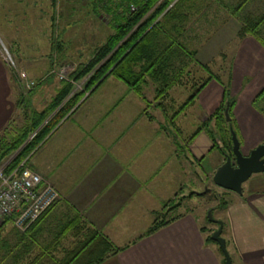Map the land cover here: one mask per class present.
Instances as JSON below:
<instances>
[{
	"label": "crops",
	"instance_id": "1",
	"mask_svg": "<svg viewBox=\"0 0 264 264\" xmlns=\"http://www.w3.org/2000/svg\"><path fill=\"white\" fill-rule=\"evenodd\" d=\"M73 5L72 0H0V46L19 62H41L53 54L57 58L65 45L80 44L77 35L68 31L73 24L66 22ZM54 43L59 51L53 52ZM233 61L230 94L236 104L232 111L241 153L247 155L264 142V119L252 105L264 88V47L246 36ZM44 76L45 81L27 97L28 113L51 105L64 84L56 75ZM104 82L77 98L30 157L31 169L59 191L57 205L73 212H64V218L80 213L113 245L123 248L101 264H222L218 246L205 242L207 233L201 232L200 219L192 213H182L145 235L155 213L164 212V203L180 192L187 160L176 157L175 137L170 143L169 136L145 115L142 99L114 78ZM76 84L41 127L78 92ZM9 86L0 64V132L18 112ZM223 95L214 81L199 92L195 103L202 116L199 120L220 105ZM188 149L190 160L209 157L212 163L216 158L213 173L222 164L205 132ZM259 174L249 185L243 184L242 195L228 204L219 219L226 225L228 239L222 237L232 264H264V174Z\"/></svg>",
	"mask_w": 264,
	"mask_h": 264
},
{
	"label": "trees",
	"instance_id": "2",
	"mask_svg": "<svg viewBox=\"0 0 264 264\" xmlns=\"http://www.w3.org/2000/svg\"><path fill=\"white\" fill-rule=\"evenodd\" d=\"M203 1L205 0H90L92 11L96 16L104 13L109 17L108 23L111 25L113 34L95 49L94 56L88 63L69 75L73 82L86 78L84 88L73 94L67 103L62 105L42 127L41 125L47 117L61 105L73 89L71 83L62 81L64 83L62 88L47 108L40 112L31 111L28 113L25 111L22 125L16 127L9 123L0 132V165L16 151L18 154L10 161L11 166H7V169L15 167L23 160V157L34 153L57 123L74 106L77 98L86 92L95 90L104 76H114L138 94L141 92L142 84L147 82L146 77L157 86L156 93L158 94H164L163 92L171 86L182 85V75L191 63H195L193 62L195 53L186 51L180 38L191 18L200 15ZM211 1L226 8L227 11L240 19L239 38L251 36L264 47V35L261 33L264 26V11L255 15L244 12L245 7L247 8L252 0H238L234 5H226L225 0ZM202 68L209 76L192 90L187 102L181 108L191 107L199 92L212 79L223 86L224 95L221 104L204 121H200V124L188 137L187 151L189 153L188 147L191 141L200 132H205L211 139L213 148H217L223 155L231 150L230 130H233L237 135L236 124L232 116L235 98L230 94L231 79L228 80L227 85H223V81L218 75L212 74L207 66L204 65ZM263 100L264 89L253 100L254 108L261 113H264V109L259 105ZM226 109L228 121L225 117ZM211 121L214 122L218 135L209 129ZM34 132H36L35 135L25 143ZM219 143L222 147L219 146ZM180 147L177 146L178 151ZM171 200L164 203V212L155 213L154 221L145 235L152 234L177 218H168L166 215L180 206L176 204L167 208ZM228 204L222 203L221 208L224 209ZM65 219L67 222L55 235L56 243L42 245L41 251L26 264H101L107 257L123 250V248L113 245L105 235L97 231L77 213L67 216ZM2 227H4V222L0 224V230ZM32 232L40 234L38 230L34 229V226L24 234L18 233L19 240H26V242L12 255L10 254L13 248L5 238L0 237V251L4 252L5 258L0 261V264H4L5 261L7 264H19L24 261L32 250V239L28 237L32 235ZM201 232L207 233L206 243L216 244L210 238V233L212 234L213 231L201 228ZM66 236L73 239L72 244L70 247H62V250L59 251L61 240ZM218 251L222 255L219 248ZM55 253L61 255L56 256ZM221 263L224 264V258Z\"/></svg>",
	"mask_w": 264,
	"mask_h": 264
},
{
	"label": "rangeland",
	"instance_id": "3",
	"mask_svg": "<svg viewBox=\"0 0 264 264\" xmlns=\"http://www.w3.org/2000/svg\"><path fill=\"white\" fill-rule=\"evenodd\" d=\"M72 1L74 2V5L73 8L68 9L66 22H68V25L73 24L74 27L68 31L72 35H77L79 39L77 41L80 43L79 45H65L62 47L61 53L57 55V58H54L55 55L53 54L54 57H49L48 60L30 63L13 60L6 49L0 46V64L7 73V78L10 84L9 87H11L13 93V99L16 97L15 106L18 107V112L13 116V123L15 122L13 126L18 127L24 123L23 115L25 108L28 105L27 97L37 86L45 81L44 75L49 77V79L56 75L58 78L57 80L72 84L73 81L70 79L71 77L69 75L75 70H79L84 64L88 63V61L93 58L95 49L103 44L106 39L113 34L111 25L108 23L109 17L104 13H102L100 16H96L92 11L90 0ZM237 1L238 0H225V4L234 5ZM263 11L264 0H254V2L252 0L250 5L244 9V12L252 15L260 14ZM240 25V19L231 14L230 11H227L226 8L216 5L211 0L203 1L201 4L200 15H196L191 18L186 26L183 36L180 38L185 46V50L195 53L193 56V62L195 63H191L189 67L185 69V72L182 75L181 79L183 84L171 86L163 92L164 94H158L156 93L157 86L153 83V81L146 77L147 82L142 84L141 92L139 94L129 89L137 97H139V99L143 100L144 110L146 111L145 115L155 121V124H157L159 127L160 132L169 136L170 143L172 142L173 137H175L176 157L179 160L182 159V161H184L183 157H185L187 160L185 162L186 178L183 180V186L181 187L180 192L175 196V198H173V200H171L169 206L167 207L169 208L179 204L182 206L180 210L181 213L178 212L177 208L175 209L177 211H174L175 213L173 214L172 212H167V217H177L185 212L187 214L192 213L193 215H197V217L200 219L199 223L201 228H204L207 231L211 230L213 232L217 229V225L209 221L208 211H211V216L213 219L219 220L223 218V210L228 205L222 209L221 204L224 202L230 203L234 201L237 198V195L233 192L223 190L212 183L211 177L213 175V168L216 158H214V162L212 163H210L211 160H209V157H206L201 162L189 159L190 154L187 151V139L200 124L201 120H199V118L202 116L200 115L199 109L195 106L196 100L191 107H186L185 109H182L181 107L187 102V98L190 96L192 90H194L197 85H200L206 79V77L209 76V74L202 68L204 65L210 69L212 74L218 75V77L223 81V85H227L226 83H228V80L232 79L231 76L234 56L242 40L238 37ZM261 33L264 35V26L261 29ZM51 48L52 50L55 49L53 52L59 51L60 49V47L55 43ZM186 62H188V60H186ZM63 70V74H65L64 79L62 80L59 78V74ZM187 72L189 73L187 74ZM229 74H231V76H229ZM110 77L122 82L112 75L104 76L97 86H100L101 84L104 85V81ZM85 79L86 78L76 81L77 84L75 87L78 92L84 88L86 81ZM212 81L217 82L214 79H212L210 82ZM30 82L34 83V85L33 87L30 86L31 89H28L27 84ZM221 87L223 89L222 85ZM13 99L11 102L14 101ZM259 106L264 109V100ZM255 110L259 112L264 119V113H261L257 109ZM213 112L214 111H212L209 115H211ZM232 116L234 123L236 124L233 111ZM209 129L214 131L215 135L219 134L218 131L215 130L213 121L210 122ZM34 135L35 132L28 139L30 140ZM28 139L25 143L29 141ZM177 146H181L179 148L180 152L178 151ZM214 151H217V153L220 154L217 148H214ZM17 154L18 151L3 161L2 164L7 163L6 168L7 166L9 167L10 161ZM33 154L34 153H32L30 156L27 155L26 157H23V160L20 161L15 167H11L5 171L13 170L14 168L18 167V165L24 163L22 170H29L38 174L33 169H31L30 157ZM220 161L223 162V159H220ZM262 174L264 173L259 175ZM38 175L41 177L44 184L48 185V187L50 186V188L57 193L56 201L52 203L48 210L40 215L37 220L29 225L26 229H20L23 227L25 223L24 221L26 219L19 218V215H15V218L12 217V219H16V216H18V219L15 221L17 227L11 222L12 219L10 217H0V224L4 222V227H2L0 230V237L5 238L13 248L10 255L15 253L17 249H20L21 245L26 242V240H19L18 233L24 234L32 226H34V229L40 232L38 235L35 232H32L33 236H28L32 239V243L30 242L32 245V250L31 253L27 254L24 261H21L19 264H26L28 261L32 260L41 251L43 248L42 245H54L56 243V233H58L61 229V226L67 222L62 214H64V212L73 213L70 212L69 207L63 211L62 205H57V201L61 199L59 191L56 189L53 183L40 174ZM254 175H252L244 183V185H249L252 179H254ZM52 190H50V192H53ZM75 213L76 212L74 211V214ZM77 214L82 217L80 213L77 212ZM68 216L71 215L69 214ZM225 226L226 225L224 223L222 235L227 238V232L224 234ZM96 230L99 231L98 229ZM72 241L73 239L69 236L63 238L61 240V246L58 248L59 251L62 250V247H70ZM55 255L60 256L61 254L55 253ZM4 259V252L0 251V261ZM4 264H7V262L5 261Z\"/></svg>",
	"mask_w": 264,
	"mask_h": 264
},
{
	"label": "built area",
	"instance_id": "4",
	"mask_svg": "<svg viewBox=\"0 0 264 264\" xmlns=\"http://www.w3.org/2000/svg\"><path fill=\"white\" fill-rule=\"evenodd\" d=\"M63 72L59 74L62 80ZM28 84V89L34 85L32 82ZM6 164L0 167V217L12 219L19 215V218L26 219L20 229H26L56 201L57 193L44 184L38 174L22 170L24 163L10 171H5ZM14 218L11 222L17 227L18 216Z\"/></svg>",
	"mask_w": 264,
	"mask_h": 264
},
{
	"label": "water",
	"instance_id": "5",
	"mask_svg": "<svg viewBox=\"0 0 264 264\" xmlns=\"http://www.w3.org/2000/svg\"><path fill=\"white\" fill-rule=\"evenodd\" d=\"M226 120H229L227 109L225 110ZM204 118L202 121H204ZM232 143V162L231 156H226L221 165L217 167L211 177L212 183L226 191L242 195L243 184L254 174L264 172V142L252 149L247 156L240 150V143L233 130H230ZM29 140V139H28ZM208 219L211 223L218 225V228L212 232L210 238L215 242L224 258V264H232L229 252L226 247V241L222 237L223 222L213 219L211 211H208Z\"/></svg>",
	"mask_w": 264,
	"mask_h": 264
},
{
	"label": "flooded vegetation",
	"instance_id": "6",
	"mask_svg": "<svg viewBox=\"0 0 264 264\" xmlns=\"http://www.w3.org/2000/svg\"><path fill=\"white\" fill-rule=\"evenodd\" d=\"M236 134V133H235ZM219 146H221L222 147V145L219 143ZM231 150H232V143H231ZM231 150L229 151V152H226V153H223V155H221L222 156V159H223V161L225 160V157L226 156H231V160H232V162L234 161V159H233V156H232V153H231ZM249 154V153H248ZM247 154V155H248ZM247 155H245V156H247ZM223 163V162H222ZM214 224V223H213ZM216 225V224H215Z\"/></svg>",
	"mask_w": 264,
	"mask_h": 264
}]
</instances>
